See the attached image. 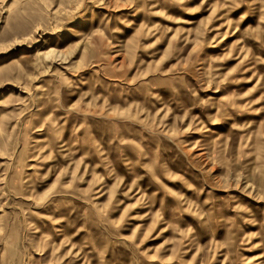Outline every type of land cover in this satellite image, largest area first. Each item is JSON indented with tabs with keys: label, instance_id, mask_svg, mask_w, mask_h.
<instances>
[{
	"label": "rangeland",
	"instance_id": "rangeland-1",
	"mask_svg": "<svg viewBox=\"0 0 264 264\" xmlns=\"http://www.w3.org/2000/svg\"><path fill=\"white\" fill-rule=\"evenodd\" d=\"M0 264H264V0H0Z\"/></svg>",
	"mask_w": 264,
	"mask_h": 264
}]
</instances>
